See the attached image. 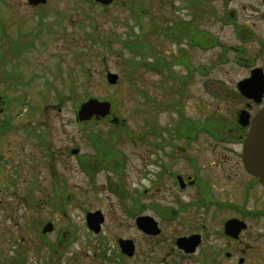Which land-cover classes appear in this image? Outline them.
Segmentation results:
<instances>
[{
    "label": "rangeland",
    "instance_id": "obj_1",
    "mask_svg": "<svg viewBox=\"0 0 264 264\" xmlns=\"http://www.w3.org/2000/svg\"><path fill=\"white\" fill-rule=\"evenodd\" d=\"M190 24L192 30L205 32L204 37H214L220 45L191 47L188 32L183 31L191 30ZM0 40L1 54L12 43L22 50L16 57L7 53L0 67L20 66L26 75L33 70V102L46 108L41 115L33 113L37 130L68 138L70 148L81 146L88 154L101 146L104 157L114 155L102 164L109 169L107 164H119L118 154L127 156L123 176L98 166L91 178L77 168L73 156L68 167L56 165L54 176L46 164L34 176L39 157L50 152L33 148L27 131L16 130L30 116L15 120V130L0 136V153L17 162L24 159L16 171L20 181H5L11 173L5 174L0 160V264H107L118 248V238L144 243L132 222L113 207L109 181H147L149 142L156 140L160 129L181 131L180 110L200 126L212 117L216 128L229 135L240 125L235 115L249 113L237 85L254 68L264 71V0H111L108 5L95 0H47L38 6L26 0H4L0 1ZM182 50L196 68L189 85L181 84L188 75L186 68L173 65ZM156 59L172 64L179 79L171 78L168 68H154ZM108 73L118 75L117 84L107 82ZM12 87L0 84V91L17 96L23 90ZM90 99L109 101L110 114L79 123L77 113ZM262 106L264 100L251 115ZM195 130L196 146L190 154L196 158L199 177L243 181L233 162L226 160L224 149L239 148L230 144L212 150L217 144L203 130ZM144 138L146 142H141ZM53 143V151H58L61 140ZM179 144L187 146L183 139ZM37 156L38 163L29 165ZM12 165L13 161L7 163ZM171 169L195 174L184 161ZM227 188L229 195L234 194L232 183ZM96 209L106 217L100 234L90 231L84 220L87 211ZM49 222L54 230L43 234ZM252 223L264 228V220Z\"/></svg>",
    "mask_w": 264,
    "mask_h": 264
},
{
    "label": "flooded vegetation",
    "instance_id": "obj_2",
    "mask_svg": "<svg viewBox=\"0 0 264 264\" xmlns=\"http://www.w3.org/2000/svg\"><path fill=\"white\" fill-rule=\"evenodd\" d=\"M0 1L4 3V0ZM19 49L18 43H12L6 53H0V61L5 60L4 57L7 53L15 57L18 56L22 52ZM0 84L6 88L13 86L23 89L17 96H10L6 91H0V136L14 131V121L20 120L19 117L30 116L29 122H26L22 127L16 126V130L21 128L24 132L27 131V140L33 148H48L47 150L50 152L49 155L42 154L39 157L40 165L33 168L34 176L39 172L37 168L44 169V164L49 167L52 176H54L56 165L68 167L70 156L75 157L77 168L82 172L89 173L91 178L95 176L94 171L98 166L117 174L123 172L127 156H122V153L117 155L120 159L118 165L107 164L111 167L109 169L102 164L114 155L109 158L104 157V149L101 146L95 153L88 154L81 146L76 145L70 148L68 138H60L57 135L50 137L49 132L39 131L34 127L33 113L38 112L41 115L46 108L33 102V70L28 71L26 75L20 66L0 67ZM238 92L242 99L247 100L249 114L251 118L254 117L255 114L251 115L253 108L262 103L257 104L253 100L246 99L240 91ZM46 106L44 105V107ZM240 115V112L235 115L237 121H239ZM79 123L81 122L79 121ZM195 127L197 128L195 125L193 129L184 131L183 134L181 131L159 128V134L155 136L156 140L153 139L149 142L152 146L151 153L149 151L151 158L145 157L144 176L147 181H109L108 191L115 200L113 207L122 211L123 216L132 222L136 231L143 235L144 243L140 245L132 240L133 238L124 239L131 241L133 247L128 254L123 252L121 244H119L122 238H118V248L115 249L113 257L107 258V264H231L233 262L235 264L250 262L251 264H263L264 228L258 224L255 228L252 222L264 220V183L259 177L246 170L242 158L244 140L247 137L249 126L238 125L232 130L234 134L231 135L226 132L222 133L218 129L214 132L202 131L212 142L217 144L212 150L219 145L226 147L230 144L239 148L224 149L227 150L226 160L233 162L234 169L243 175V181H205L199 177L200 170L197 168L196 158L190 154L192 146H196ZM61 133L63 134L64 131ZM59 139L61 147L58 151H53V141ZM180 139H183L187 146H181ZM145 140L146 138L141 142ZM42 152L45 153L44 150H41ZM0 160L5 165L3 167L5 174L11 173V177L5 181H20L17 172L18 169L21 170L24 159L17 162L14 157L11 158L5 153H0ZM10 161H13V168L12 166L8 167L12 170L7 167V163ZM37 161L38 156L31 159L29 165H35ZM181 161L190 165L191 168L193 167L195 171L193 176L183 175L181 172H174L171 169V167L180 165ZM149 166L157 168V172ZM121 175L123 176V174ZM34 176L33 178H35ZM153 177L154 179H152ZM169 177L172 181H166ZM61 181V184L64 185V179ZM228 183H232L235 187L232 195H229ZM90 185L95 186V181H91ZM55 188L57 196H60L58 186ZM260 195L263 196L262 199L259 197ZM97 212L101 213L104 218L103 224L105 223L106 217L101 209H96L95 212L87 211L84 220L88 229V215ZM140 218L144 221V228L139 226ZM232 220L237 221L234 233L227 226ZM103 224L98 234L102 233ZM216 224L218 227L215 226Z\"/></svg>",
    "mask_w": 264,
    "mask_h": 264
},
{
    "label": "water",
    "instance_id": "obj_3",
    "mask_svg": "<svg viewBox=\"0 0 264 264\" xmlns=\"http://www.w3.org/2000/svg\"><path fill=\"white\" fill-rule=\"evenodd\" d=\"M32 6H38L40 4H45L47 0H27ZM104 5L111 3V0H96ZM119 77L117 74L108 73L107 81L110 85H115L118 83ZM241 94L256 103H261L264 97V72L261 68H256L252 71L249 78L244 79L238 85ZM111 104L110 102H101L97 99H90L89 101L83 103L78 112V119L80 121H88L93 117H106L110 114ZM239 123L246 127L250 124V130L247 137L244 140L243 146V163L246 170L261 179L264 183V108H262L250 122V115L248 112L243 111L240 115ZM104 222L100 212L88 215V226L90 230L95 233H99L101 230V225ZM140 228H144V221L142 218L138 220ZM237 221L232 220L227 226L232 233L235 232L237 228ZM53 231V225L48 223L44 229L43 233L47 234ZM121 247L124 253L129 254V250L133 249L131 246V241L121 240Z\"/></svg>",
    "mask_w": 264,
    "mask_h": 264
},
{
    "label": "trees",
    "instance_id": "obj_4",
    "mask_svg": "<svg viewBox=\"0 0 264 264\" xmlns=\"http://www.w3.org/2000/svg\"><path fill=\"white\" fill-rule=\"evenodd\" d=\"M190 1H194V0H190ZM190 26H191V30H189V29L188 30H184L183 29V31L188 32L187 35H186V38L188 39L189 44H190L191 47L201 46L203 48H209V47H216V46L220 45V44H217L218 41H216V39L214 37L213 38L204 37V33L205 32H201V31H198V30L194 31V30H192L193 25L190 24ZM183 38H184V36H183ZM209 40H213V41H209ZM182 53L183 54L181 55V57L176 59L174 61L173 65H182V66H184L186 68V70L188 71V75L186 77H182L184 79H182L181 84L183 83L184 85H189V82L192 80L196 68L189 61L188 53L185 50H182ZM1 60H4V59H1ZM156 60H157V62L154 63L155 66L153 65L154 68H156L158 71H162V68H166V69L168 68L169 72H171L170 77L179 79L177 74L172 70V64H169V63L166 64L163 61H162V63H160L161 59H156ZM179 93H180L181 96H183L185 94V93H183V91H179ZM177 105H181V104H177ZM179 113H180V117H181V124H182L181 133L182 134L184 133V131H187V130H189L191 128L193 129V127L195 125L197 126L198 129H201V130H209V131H212V132L217 130V128H216V125H217L216 120L213 119L212 117L208 118L205 121V123H204L205 125L204 126L203 125L200 126V125H197L196 122H193L191 119H187L185 113L183 112V110L182 111L180 110ZM54 253H56V251Z\"/></svg>",
    "mask_w": 264,
    "mask_h": 264
}]
</instances>
